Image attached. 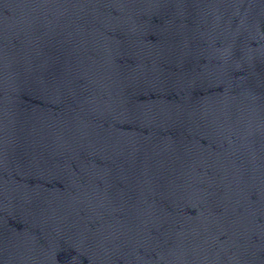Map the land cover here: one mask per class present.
Instances as JSON below:
<instances>
[{
	"label": "water",
	"instance_id": "obj_1",
	"mask_svg": "<svg viewBox=\"0 0 264 264\" xmlns=\"http://www.w3.org/2000/svg\"><path fill=\"white\" fill-rule=\"evenodd\" d=\"M0 264H264V0H0Z\"/></svg>",
	"mask_w": 264,
	"mask_h": 264
}]
</instances>
